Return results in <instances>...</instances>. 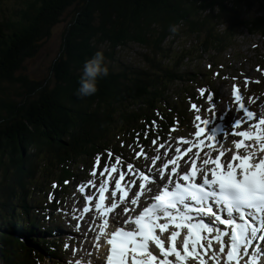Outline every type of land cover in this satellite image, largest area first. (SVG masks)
Here are the masks:
<instances>
[{
    "label": "trees",
    "instance_id": "16d2710c",
    "mask_svg": "<svg viewBox=\"0 0 264 264\" xmlns=\"http://www.w3.org/2000/svg\"><path fill=\"white\" fill-rule=\"evenodd\" d=\"M57 28L49 73L34 78L29 65ZM241 30L264 37V0H0L2 262L57 257L59 240L45 239L34 219L48 183L71 179L73 167L106 150L127 155L133 139L148 144L184 125L187 89L214 81L212 72L183 68L221 57ZM98 50L108 75L94 95L78 98L84 62Z\"/></svg>",
    "mask_w": 264,
    "mask_h": 264
},
{
    "label": "snow or ice",
    "instance_id": "6c2138e0",
    "mask_svg": "<svg viewBox=\"0 0 264 264\" xmlns=\"http://www.w3.org/2000/svg\"><path fill=\"white\" fill-rule=\"evenodd\" d=\"M199 93L204 96L205 89L200 88ZM241 96L238 87L233 85L232 97L238 107L235 108L236 121L232 126L231 134L240 138L233 143L237 150L243 148L245 154L234 153L230 160L225 158L222 161L221 157L224 153L220 152L214 159H204L200 168H197L196 162L193 161L192 169L184 171L183 174L178 172L175 160H169L168 164L173 165L170 169L171 174L165 176L163 169L157 172L159 179L156 183L162 185L159 194L151 196L149 198L151 202L143 207L138 215H127L123 219L119 213L113 216L112 222L118 226L106 240V243L111 245L106 264H186L189 260L198 261V264H208V261L212 264H221V257L225 253L224 264H232V262L241 264L244 255L250 251L248 246L254 242L259 233L264 232V115L256 116L244 103H241ZM207 99L213 105L209 111L214 113L215 102L210 91ZM191 107L198 111L197 105L192 104ZM194 119L200 122L195 130L198 138L197 148L205 143V138L209 142L217 139L206 131L211 119H202L199 115ZM254 119L256 122L253 124ZM200 124L203 126L201 127ZM242 125H246L249 130H240ZM253 128L255 132L252 131ZM245 141L255 143H245ZM180 142L192 143L186 139ZM152 143L155 144V141ZM175 151L180 153L181 149L177 147ZM257 151L261 153L259 157L256 155ZM108 155L111 156L112 153L109 152ZM96 160L99 163V156ZM152 163L156 164V160L153 159ZM168 164H165L164 168H167ZM208 165L212 167H204ZM127 168L131 170L133 165L129 163ZM115 170L116 165L113 164L108 174L111 175ZM105 171H108L106 165ZM198 172L200 179L197 177ZM92 174H96L95 169ZM172 174H175V180ZM100 176H104V172H101ZM149 179L147 174L141 176L138 183L140 190H145L144 181ZM124 180V172L119 174V179L114 178L115 189L121 193L120 201L125 200L126 192L121 184ZM53 187L56 185L54 184ZM80 191L83 192L84 188L81 187ZM97 191L99 198L95 201V210L103 218L99 226V234L95 237L96 241H99L101 236L108 235L105 232L107 214L117 208L114 200L117 191L110 192L113 198L110 207L104 204L105 192L108 191L106 179ZM141 194V191L132 190L131 205H137ZM84 199L92 201L93 197L87 195ZM89 211V207L84 206L83 212ZM131 211L135 212L136 208L133 207ZM128 212L127 207L123 208V213ZM220 226H223V229ZM77 228L79 229L80 225H77ZM181 230H184L182 245L177 243ZM165 232H170V235L162 238L160 234ZM260 239L264 241V236ZM213 242L218 245L216 251H212ZM150 245L154 247L150 249ZM94 246L97 250L100 247L99 243ZM65 247L67 248L68 245L66 244ZM179 248H182V251L178 250ZM157 249L158 253L154 254ZM72 251L75 252L76 249L73 248ZM68 264H71V261ZM75 264H82V261L76 260ZM247 264H257V258L247 257Z\"/></svg>",
    "mask_w": 264,
    "mask_h": 264
},
{
    "label": "rangeland",
    "instance_id": "374dc122",
    "mask_svg": "<svg viewBox=\"0 0 264 264\" xmlns=\"http://www.w3.org/2000/svg\"><path fill=\"white\" fill-rule=\"evenodd\" d=\"M242 13L244 15H251V16L254 15L253 10L250 8L243 9ZM60 29L57 28L52 38H50L49 41L45 44L42 50L41 57L38 60H36L33 64L29 65L30 74H32L34 78L37 75L42 77V76H46L49 73V67L51 65V62L57 55L60 47V33H61ZM221 30H223L222 27ZM190 41L191 39H184L179 42V45L184 44L185 46L183 48L188 49L190 47L189 44ZM175 48L177 50L180 49L178 45L175 46ZM124 52H125L124 54H129L130 56L131 54L133 55L135 49L133 50V52L132 49L131 50L129 49V51L125 50ZM127 61L130 60L128 59ZM207 63H210L208 59H204V60H202V58L197 59L196 61L189 63L191 67H188L189 64L186 65L183 68V71H186L187 69H192L193 67L199 70H207V66H208ZM218 64H224L228 67V70L222 72L224 73L223 76L220 79H218L215 83V87L216 89H218V93L222 92L227 99L218 98L214 95V93L212 94L215 102L214 109L216 110V112L221 108L222 109V113L220 114L221 116H223L226 120L232 118L230 113H228V109H229L228 106L230 107L229 102H231L229 97L230 85L231 83L236 82L238 80H241L239 85L244 94L245 103L247 107L250 110L257 109L260 111L261 110L260 106H262V111H264V37L261 34H251L248 30H241L240 34L237 35L236 37L233 47L229 48L221 57V60H219L217 65L212 70H210L212 71V73L216 74V71L214 70L218 69ZM246 78H247V83H245ZM233 79H235V81ZM187 90H189L192 93L195 92V88L191 86ZM196 94H198V91ZM205 102L206 103L200 102L199 100H197V98H195V101L191 100V103H195L199 106H204L208 109H211L213 107V105L209 101H205ZM187 105L188 104L185 105V109H186L185 111H186V120H189L188 127L179 128L174 134L172 140L170 138L167 141V143L172 144L173 142V144L177 146L179 145L191 146L193 144L194 145L197 144L196 142L195 144L193 141L196 137L195 135L196 127L200 122L195 121L194 117L196 115H199L202 117V119H207L210 115V112L206 113L204 109L201 107L198 108V111H196L197 113L195 115V113L191 110V108L187 110ZM235 106L237 107V104H235ZM200 126L202 127L203 125L200 124ZM184 139L190 140L192 141V143L191 144L181 143L180 141ZM135 143L136 141L135 139H133L132 143L129 144L135 145ZM205 143L208 146L209 141L205 140ZM155 150L156 149H154L153 151H146V152L149 154L151 153L156 154L157 150L156 151ZM129 152H131V150ZM106 153L108 155L109 152L106 150L104 151V154ZM114 159L115 158H111L109 161H106L105 159V164L108 162L110 163L113 162ZM130 161L131 162L136 161L134 157V153H130V155L128 156L126 155V160L123 163L116 164V170L113 178L119 179V174L121 172L125 173V177L127 175H133V174L139 175L138 179L135 178L137 180V185L135 187L136 190L138 188V183L141 180V174L135 166L131 170L126 168V165H128ZM92 165H93L92 158H88L86 162L84 163L82 162L79 165L77 164L75 167L72 168L71 173L74 171V174H77L79 176V179L77 181L78 183L77 186L83 185L82 187L84 188V191L81 192L80 191L81 187L79 186L77 189H75L77 186L74 187L73 183H71L69 189L70 196L66 200L67 209H69V206L73 203H77V202L82 203L84 201L85 196L94 195V193H96L97 189L99 188L101 182H103L104 180L103 176H100L99 172L103 171L105 177L106 173L112 168V166H107L108 171H105V167L103 168V165H101L100 163H96L97 167H99L100 169L95 168V170L96 169L98 170L95 171L96 174L95 175L91 174L89 176L88 172L91 169ZM147 166L148 165H145V167L143 166L142 170L144 171ZM60 182H62V180ZM54 217L61 218V215L54 213ZM56 223L61 224V222H56ZM61 225L63 226L64 230H73L74 232L78 233V235L74 236V238L70 239L71 234L70 236L67 237L68 247L66 248L64 246L67 255H71L73 253L72 252L73 248H78L80 253H84L83 254L84 256L85 253H88L90 255H95L94 260L96 261V259L99 257L96 256L97 254H99V250H97L96 247H94L92 251L88 250L87 245L91 242V240H87L86 238L84 239L83 235L85 231L78 230L74 225L70 223L69 224L64 223ZM46 230H50V229H46ZM98 262L100 263L99 258H98ZM0 264H2L1 259H0ZM186 264H197V263H195V261L189 260L186 261Z\"/></svg>",
    "mask_w": 264,
    "mask_h": 264
},
{
    "label": "clouds",
    "instance_id": "9594fccd",
    "mask_svg": "<svg viewBox=\"0 0 264 264\" xmlns=\"http://www.w3.org/2000/svg\"><path fill=\"white\" fill-rule=\"evenodd\" d=\"M107 75L108 68L104 64V53L98 50L90 59L84 62L83 72L78 81L79 87L75 95L78 98H86L94 95L98 91V78Z\"/></svg>",
    "mask_w": 264,
    "mask_h": 264
},
{
    "label": "bare ground",
    "instance_id": "6f19581e",
    "mask_svg": "<svg viewBox=\"0 0 264 264\" xmlns=\"http://www.w3.org/2000/svg\"><path fill=\"white\" fill-rule=\"evenodd\" d=\"M215 60L216 61H219V58L218 57H215ZM157 133V132H156ZM145 134V133H144ZM95 163H97V160H94ZM99 163L102 165L101 161L99 160ZM106 231V230H105ZM263 244V243H262ZM261 244V246H262ZM151 248H153V246H150ZM150 248V249H151ZM218 249V246L216 247V249H212V251H216ZM158 253V249L156 250V252H154V254H157ZM256 254V253H255ZM224 257H226V253L222 255L221 257V261H224ZM235 262H232V264H234ZM241 264H242V260H241Z\"/></svg>",
    "mask_w": 264,
    "mask_h": 264
}]
</instances>
